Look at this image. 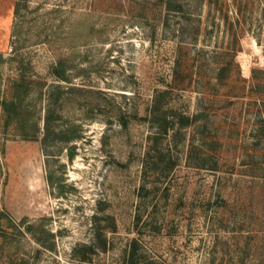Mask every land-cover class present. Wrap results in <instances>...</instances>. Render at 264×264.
<instances>
[{
	"label": "rangeland",
	"instance_id": "obj_1",
	"mask_svg": "<svg viewBox=\"0 0 264 264\" xmlns=\"http://www.w3.org/2000/svg\"><path fill=\"white\" fill-rule=\"evenodd\" d=\"M131 242L264 264V0H0V264Z\"/></svg>",
	"mask_w": 264,
	"mask_h": 264
},
{
	"label": "trees",
	"instance_id": "obj_2",
	"mask_svg": "<svg viewBox=\"0 0 264 264\" xmlns=\"http://www.w3.org/2000/svg\"><path fill=\"white\" fill-rule=\"evenodd\" d=\"M24 80H25V77H23V76H20V85L18 86V87H16V89H14V92H15V96H16V98H19V94H18V91H20V92H23V91H25L26 89H27V85H25L24 84ZM5 102V101H4ZM3 102V103H4ZM3 103H2V106H3ZM3 108L7 111V113H8V116L6 117V119H5V124H7L8 122H10V121H12V120H15L16 122H17V120L16 119H12L13 118V115H15L16 114V111H17V109L15 108V106H14V104H13V101H10L9 103H8V106L4 103V106H3ZM156 119V117H155V115H154V113H153V115L150 117V121L152 122V124H153V126L155 127V130H159V129H161L162 131H164V132H166V128H165V126H163L162 127V125H157V123H154L155 120ZM22 121V120H21ZM21 121H20V126H22V128H23V126L24 125H22L21 124ZM157 122V121H156ZM49 128L47 127V129H45L46 130V133H47V135L49 134V131H47ZM27 132L25 131V129H22V131H21V134H22V136L23 137H27V134H26ZM158 132H153V134H157ZM46 134H43V136H42V138H41V141H44V140H46L47 139V136ZM27 229H29V227H27ZM34 236V239L38 242V244L39 245H42V246H44L43 244H45L43 241H41V239H39L38 237H35V235H33ZM49 236L50 237H53V235L52 234H49ZM129 247H131V249H130V253H128V257H126V259H125V261L123 262V264H135V262H134V259H135V252H136V244L135 243H133V242H131V244H130V246Z\"/></svg>",
	"mask_w": 264,
	"mask_h": 264
},
{
	"label": "water",
	"instance_id": "obj_3",
	"mask_svg": "<svg viewBox=\"0 0 264 264\" xmlns=\"http://www.w3.org/2000/svg\"><path fill=\"white\" fill-rule=\"evenodd\" d=\"M71 154H72V152L70 151V152H69V155H71Z\"/></svg>",
	"mask_w": 264,
	"mask_h": 264
}]
</instances>
